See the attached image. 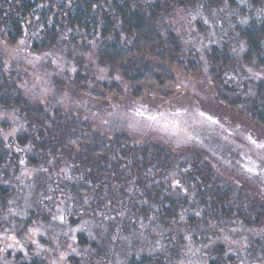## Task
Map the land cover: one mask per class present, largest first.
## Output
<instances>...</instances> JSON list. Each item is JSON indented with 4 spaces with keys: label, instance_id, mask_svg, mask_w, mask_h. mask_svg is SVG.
<instances>
[{
    "label": "trees",
    "instance_id": "16d2710c",
    "mask_svg": "<svg viewBox=\"0 0 264 264\" xmlns=\"http://www.w3.org/2000/svg\"><path fill=\"white\" fill-rule=\"evenodd\" d=\"M180 10L206 18L210 32L215 30L216 40L206 51L213 82L219 84L223 74L240 63L264 72V0H0V38L21 42L24 54L33 55L32 64L25 65L32 69L37 63L53 85L65 80L71 86H89L87 61L110 76L120 75L131 95L139 98L174 82L168 66L200 73L197 61L182 48L181 33L167 21ZM23 61L7 62L0 56V112L10 113L18 124L14 136L0 135L1 167L7 161L16 163L15 156L28 164L51 156L82 182L79 187L87 188L88 195L96 194L90 197L92 208L108 206L118 189L134 210L144 212L143 219L151 218L160 228L186 210L184 223L193 225L197 218L195 227L211 226L217 217L206 211L212 208L228 223H258L260 207L250 206L240 191L219 180L203 159L198 165L191 156L182 159L163 145L138 142L125 133L101 135L68 108L59 91L55 104L29 91ZM46 62L54 64L52 71ZM94 84L109 95L122 92L116 81ZM255 95L247 115L264 126V81L257 82ZM178 117L179 113L165 115L164 120L160 116V122L167 127ZM201 123L200 127L212 125L206 119ZM210 136L209 142L221 135ZM10 190L0 183V202ZM193 235L197 241L195 231ZM77 239L79 245L94 246L81 235ZM154 263L153 258L129 259V264Z\"/></svg>",
    "mask_w": 264,
    "mask_h": 264
},
{
    "label": "rangeland",
    "instance_id": "374dc122",
    "mask_svg": "<svg viewBox=\"0 0 264 264\" xmlns=\"http://www.w3.org/2000/svg\"><path fill=\"white\" fill-rule=\"evenodd\" d=\"M174 13L167 21L181 33L182 48L197 61L200 73L168 66L174 82L139 98L131 95L120 75L110 76L87 61L91 84L81 87L65 80L51 84L47 71L37 63L30 69L25 62L31 65L33 55L24 54L21 42L12 44L0 38V56L7 62L24 60L21 68L28 73L23 79L29 91L42 93L50 104L56 103L59 91L68 108L101 135L125 133L138 142L163 145L182 159L191 156L198 165L199 158L203 159L219 180L240 191L250 206L260 207L263 213L258 223H228L221 220L220 210L212 208L206 211L217 217L211 226L195 227L197 218L193 225L184 223L186 210L160 228L151 218L143 219L144 212L134 210L118 189L108 206L92 208L91 198L96 194L88 195L87 188L79 187L82 182L51 156L37 164L15 156L16 163L7 161L0 166V183L11 187L0 202V264H129L130 258L139 261L142 257L153 258L154 264H264V126L247 115L264 72L240 63L216 84L206 59L208 45L217 37L215 30L210 32L204 17L185 10ZM46 64L50 66L47 70L54 65ZM99 81L119 82L122 92L109 95L94 84ZM177 113L181 118L169 120L167 127L161 124L165 115ZM203 119L211 127H200ZM17 129L14 117L0 112V135L7 139ZM214 132L221 140L209 142ZM28 152L37 157L36 152ZM78 235L94 246L79 245Z\"/></svg>",
    "mask_w": 264,
    "mask_h": 264
}]
</instances>
